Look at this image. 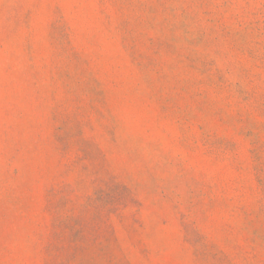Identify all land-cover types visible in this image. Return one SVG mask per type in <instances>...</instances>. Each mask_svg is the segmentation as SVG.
<instances>
[{"label":"rangeland","instance_id":"1","mask_svg":"<svg viewBox=\"0 0 264 264\" xmlns=\"http://www.w3.org/2000/svg\"><path fill=\"white\" fill-rule=\"evenodd\" d=\"M0 264H264V0H0Z\"/></svg>","mask_w":264,"mask_h":264}]
</instances>
